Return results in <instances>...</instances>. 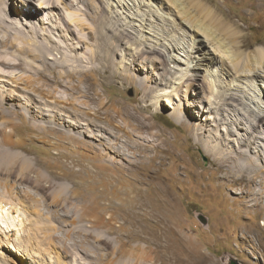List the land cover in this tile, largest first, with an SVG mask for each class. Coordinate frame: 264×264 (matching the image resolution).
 Returning <instances> with one entry per match:
<instances>
[{
	"label": "rangeland",
	"instance_id": "obj_1",
	"mask_svg": "<svg viewBox=\"0 0 264 264\" xmlns=\"http://www.w3.org/2000/svg\"><path fill=\"white\" fill-rule=\"evenodd\" d=\"M45 1L47 0H25L24 2H21V0H1L0 2V7L4 10L0 12V40L13 42V44L8 43V45L4 42V45H0V53L8 51L9 53L7 52V54L10 59L13 58L11 61L9 59L12 63H18L20 61L18 57L20 58V56H24L27 60L26 62L23 60L21 65L17 66L19 70L12 65L9 66L8 64L0 63V67H3L5 71V73L0 74V100H4L7 92H16L17 88L14 87L15 85H11L8 82L11 76L10 73L12 70H16L13 77L19 78L22 76L21 74H24L23 77L26 80L23 79L24 85L29 81L32 85L41 86L48 91L53 90L54 95L62 96V98L65 96L66 100L70 98V100H73L71 101L73 103L76 99V102H79L81 99L84 103L88 102L89 107L83 106L82 108L84 112L89 109H97V103H104L105 110L111 108L110 112L113 114L116 124H119V121H121L119 115H125L127 111L135 114L137 117H143L147 120L149 126H151L148 130L146 129L141 133L140 136H143V139H139V142L144 145L147 143L146 140L155 139L153 134L159 135V143L165 141V153L162 155L164 157L166 156L167 159L164 160L163 165L159 168L160 172H158V177L161 176L164 188L176 197L177 207L171 209V212L162 211V209L160 211L162 217L167 216L171 219L172 227L170 230H163L164 235L160 239L163 244L158 251L155 242L158 240L162 228L155 226V220L152 218H145L143 221L144 224H148L145 227L146 232H142L140 228L129 225L127 229L117 232L114 231L113 233V231L105 227L103 229L91 227L87 221H81L79 219L80 213H77L79 215L75 214L73 216V214H70L66 218L63 217L62 220L64 222L62 224H60V221H56L54 224L55 230H51L53 236L50 233L49 235L51 236L48 235L45 242L43 241L45 236L40 238V241L36 240L37 245L43 241L42 247L49 250L46 251L44 249L45 251L42 253L45 256L41 257L39 255L37 256L34 252L35 261L38 262L34 264H61V262L62 264H89V262L90 264H104L105 262L106 264H123L125 262L127 264H201L202 260L204 261L203 264H264V208L250 207L251 205H249L248 207L250 208L245 209V201L243 206L239 203L236 205V202L240 201V189L244 185L236 186L231 190L229 185L222 184L218 179L217 171L220 165L194 141L187 126L184 123L178 122L170 115L174 111V106L176 108L181 103L186 104V106L187 104L193 103L196 110L195 118L192 113H189L188 106L187 110H185L187 114L193 119H196V123L205 124L204 128L208 124L210 125V117H212L211 126H209L208 130H213L215 126L212 123L221 121L216 115V110L215 112L210 110L209 103L202 98L203 95L198 96L194 92L186 93L185 87L179 91L180 95L178 99L174 95L172 96V102L175 105L168 104L164 100H161L155 105V94H158L159 91L164 92L166 90V87L158 85V82L160 81V77L165 73L167 59L163 55L156 53L141 54V57L135 56L138 55L136 49L141 50L142 48L141 40L136 36L140 38L143 36L145 40L148 38L149 43H155V41H158L159 44L165 43L166 48L179 45L181 48L189 46L192 49V44L194 43L193 45L197 48L193 51L196 52L193 53L194 55H198L199 58H204L203 55L213 56L212 58H215L213 64H210L208 63L209 59L205 57L204 63L209 64L207 71L214 72L213 77H215L216 84L220 85L218 87L221 91H224L225 85L234 77L221 75V70L225 68L232 74L231 69L228 67L230 66L228 65L229 61H227V57H224L220 51L216 50L203 33H201L202 35L197 33L199 30H196L195 23L203 19L204 25L207 24V28L213 29L216 32H219L218 30L221 31V19L224 20V24H237L239 29H235L236 26H234L233 30L240 31L244 35L243 41L245 46L242 50L245 53H253L257 48L264 47V0H176V2L178 1L176 4L175 0H67L66 2L69 6L74 1V4L77 6L76 10H74L76 12L78 10L81 17L85 18L86 25L83 37L86 38L88 44L76 53L78 58L83 60L82 65L78 69L84 71V73L90 70V68L100 66L99 60H95L94 64H88L87 62L91 53L100 51V48L102 51V48L105 46L103 45L104 39L98 38V23H94V20H96L95 22L100 21L103 15V13L99 12L100 8L98 7L104 4L102 2L113 4V11L111 13L109 11L105 13L110 20L112 30L104 32V35L110 38L109 45L114 50L111 54L112 67L107 71L102 68L99 73L96 72L94 75H90L92 78L90 79V83H86L87 85L82 87V90L88 95L86 98L81 97L83 94H73L66 87H47L45 85L46 76L42 71L44 69L43 61H37L32 56H25L19 53V50L23 49V46L25 48H31L30 51H34L35 44L48 45L51 49L47 56H50L53 60L60 59L62 56L57 51L56 44L61 46V51L64 53H70L68 47L71 40L69 38H74V32L72 30H68L67 32L63 24L64 22H62V19L66 21L69 18L64 13L62 7L54 10L40 8L39 5ZM30 2L37 12H34L33 9L34 13H31L30 9L32 8H29L28 5ZM86 5L91 7L87 9ZM110 10L112 9L110 8ZM96 11L100 14L98 15ZM186 11L190 15H195L197 19L187 18L185 20L186 18L183 17L185 15L182 13H187ZM55 12H61V15L56 17ZM21 13L27 16V18L21 16ZM128 13L129 16H133L135 19L127 18ZM6 15L7 18L9 17V20L14 22L13 26L11 23H3L1 21V18H4ZM226 16L231 18V21L233 19V21L228 23ZM128 22H132L135 25V29H130L134 34H130L129 37L122 33V26L125 28ZM57 26L61 28H56ZM183 28L185 31H183ZM35 32H39V35L36 36L34 34ZM116 33L124 35V38L116 36ZM9 35L10 40L8 39ZM78 40L77 31V33L75 32L74 42L77 43ZM159 48L162 51H166V48L162 46H159ZM184 50H187V48ZM222 57L225 58V62L221 64ZM134 58L138 59L135 64L133 63ZM53 60L49 61L52 62ZM73 63V57H69L68 66L70 68L75 66ZM134 66L140 67L141 69L139 68L140 70L136 71L134 70ZM38 72H41V74H38ZM200 74L205 75L206 73L204 71ZM1 75L5 77L1 78ZM25 75H27V78ZM203 75L199 81L200 85H204L205 77ZM168 77L171 78V75H168ZM244 77L246 78V76ZM244 77L239 79L234 78L235 81H233V84L239 85L240 79L247 82L248 80L246 81ZM243 81L239 85L240 89L246 87V83L244 84ZM263 81L264 78L262 79L261 77V81L259 80L257 82L258 89H255V94L258 99L260 97L259 94L264 91ZM2 84H4L5 89ZM24 85L20 87L23 88ZM251 88L254 90L253 86ZM167 89L175 94L172 91V87ZM24 92L22 94H26L25 97H28L29 94L26 93L27 91ZM37 94L39 93L35 95L34 92L33 95L42 97V95ZM33 95L31 93V96ZM41 97H39V103ZM25 99L22 98V101L5 99L7 101L5 104L0 103V144L4 141L2 139L4 137L7 138L9 136L8 134H10L12 137L11 142L19 145H16L15 148L9 151L12 156L10 162L12 165H15L8 167V169L11 168L9 170L0 168V180L10 181L12 191H18L22 195L32 197L39 203V208L42 210L39 214L36 212L37 215L35 214L34 218L40 219V221L45 220L42 222H49L51 220L47 216L50 215V210H59L58 212L64 215V208L73 207L72 204L63 205L53 203V205L52 198L61 192L63 193H61L62 195L69 194L71 192L70 190L73 189V181H77L75 174L77 175L80 170L89 169L93 172H98L102 177H118L122 174L119 169L122 167L125 170L136 172L140 178L146 180L156 172L161 155L155 159L153 164L150 165L146 161L140 168L133 166V169H130L129 162L121 159L117 160L119 164L116 165L111 162L107 163L106 161L104 163L86 161L77 156L67 155L68 151L73 152L75 148L72 149L67 145L68 142L61 140L58 134L37 129L34 126L36 121L31 122L24 118V116L28 117L27 108L30 109L34 104L35 106H42V103L41 105L39 103L36 104V102L30 103V98ZM259 100L261 101V99ZM71 102L63 103V105H66L65 108L70 105L69 108H71L73 107ZM112 103L114 104L112 105ZM122 106L125 107L121 110L122 113L115 114L113 112L116 110L115 107L119 109ZM65 108L63 107V109ZM105 110L100 115L104 122L107 116ZM16 112L19 113V116ZM208 117L209 120L207 119ZM42 122L44 123V120L40 121V124ZM243 127L245 126L243 125ZM234 132L235 136L233 138L236 140L241 134L245 133V130L238 127L234 129ZM259 136L264 138V134L262 133H259ZM133 138L136 139V137ZM84 139L87 144L90 143L88 144L89 146L91 145L96 150L99 148H96L98 146L96 141L92 142L89 138ZM17 140L19 141L18 143ZM78 144L79 142L73 145H77L76 147H78ZM91 152H88V154L91 155ZM59 153L62 155L61 158H59ZM93 154L91 157L95 156V153ZM50 161L65 163L64 166L66 165V168H64V171L67 172L66 175L68 177L57 181L51 178V181L50 176H47L49 175V169L46 165V162ZM40 175L43 176L40 177ZM64 185L67 186L66 189ZM38 187H40V190L37 189ZM3 190L4 188L2 189L0 186V194H4ZM156 192L154 193V190L150 189L147 192L149 193L148 197L156 199ZM21 199L27 203L29 210L33 212L32 210L34 208L30 199L25 196L21 197ZM44 199H47L46 204L48 205L45 204ZM77 208L82 209L83 206L78 205ZM110 215L111 212L104 214L107 220L110 219ZM123 215L122 213L115 212V216L119 218V221L113 225L116 229L123 224ZM83 225H86L84 229H82ZM77 227H79L78 231L76 229ZM56 228H59V230L57 231ZM28 229L30 231L28 238L26 237L27 228H23L21 233L25 237V242L21 241V248L19 247L20 255L14 252L15 257L17 256L20 262H26L27 264L30 262H27L28 260L26 261L27 258L24 253H28L30 251L29 249L32 248L31 246L34 243L31 237L35 233L31 229V226H28ZM66 232L69 234L67 235ZM40 233L38 231V235ZM132 235H135L136 238ZM39 236H42V234ZM105 238L107 240L109 239L110 244L104 241ZM51 239L52 241H50ZM77 239L81 245H78L79 242ZM65 241H67V245H65ZM75 243H77L76 246ZM82 246L90 248V254H85ZM138 246H142V248L138 250ZM146 250L149 252H146ZM94 253L98 256L95 257L96 255ZM101 255L104 257L100 258Z\"/></svg>",
	"mask_w": 264,
	"mask_h": 264
},
{
	"label": "bare ground",
	"instance_id": "obj_2",
	"mask_svg": "<svg viewBox=\"0 0 264 264\" xmlns=\"http://www.w3.org/2000/svg\"><path fill=\"white\" fill-rule=\"evenodd\" d=\"M24 1L25 0H21V2ZM66 1L67 0H54V1L47 0L45 2H42L39 6L42 9L47 8L50 10L51 9L54 10L59 7H62L64 9V13H66L67 17L69 18L66 21L62 19V22H64L63 23L64 27L66 28L67 32L68 30L70 31L72 30V32H74V38L72 39L69 38L71 41L70 44L68 43L69 44L68 50L70 51V53L66 54L63 51H61V46L57 44H56V49L59 52V54H62L61 58L57 60H53L50 56H47L51 48L46 44H35L34 49L36 50V52H34L35 51L34 49H32L34 51H30L31 48L30 49L25 48V46L22 45L23 49L19 50V53L25 56H32L34 60L43 61L44 69H42V71L43 74L46 76L45 85L47 87H52V88L54 86H58L60 88L66 87V89L71 90L73 94L76 93L77 94L79 93L80 95L83 94L81 97L86 98L88 95L86 94V92L82 90L83 89L82 87L87 85L86 83H90V79H92L90 75H94L96 72L99 73V71L102 70V68L105 71H107L110 70L112 67L111 54L113 53L114 50L109 45L110 38L108 36H105L104 32L112 30L110 20L105 13H107L108 11L111 13L113 11V4L102 2L104 4L98 7L100 8L99 12L103 13L102 15L103 17L101 16V20L98 22H95L96 20H94V23H98L97 24L99 29L98 38L104 39L103 45L105 46L102 48V51L100 48V51H95L94 53H91V55H89L88 58V62H87L88 64H94L95 60L97 61L99 60L100 66L97 68H90V70H87L84 73V71L78 69L82 65L83 60L78 58L76 53L82 50L84 46L88 44L86 38L83 37L85 25H86L84 21L85 18L81 17L80 12L78 10L77 12L75 11L77 6L76 4H74V1L71 6H69ZM170 2L172 3V1ZM177 2L175 0V4ZM28 5L29 8H32L30 9L31 13L37 12V10H35V7L32 6L33 4L31 2L28 3ZM89 7L91 6L86 5L87 9H89ZM110 8L112 10H110ZM2 11L4 10L0 7V12ZM99 12L96 11L98 15L100 14ZM60 13L61 12H57L56 17L61 15ZM212 13L214 12L212 11ZM182 14L185 15L183 16L186 18V19L184 18L185 20H187V18L197 19L195 15L193 14L190 15L188 12L187 13L183 12ZM182 14L180 15L182 16ZM21 16L24 15L21 13ZM5 17L1 18V21L3 23H11L13 26L14 22L9 20V17L7 18V15ZM24 17L27 18V16ZM127 18L135 19V17L129 16V13ZM227 19H228V23H231L233 21V19L231 21V18L229 17H227ZM182 21L185 22L184 20ZM223 21L224 20L221 19L222 25H221V31L218 30L219 32L207 28L206 27L207 24L204 25L203 19L200 22L195 23V28L196 30L197 29L199 30L197 32L198 34L200 33V35H202L201 33H203V35L207 37L208 41L216 48V50L220 51L221 54L224 55V57H227L226 58L227 61H229L228 65L230 66L228 67L231 69L230 71H232V74L231 72L229 73L225 68L221 70L222 73L221 75L227 77L230 76L231 77L234 76V77L231 78L232 80L229 81L227 85H225L226 87L224 91H221L220 88L218 87L220 85L216 84L215 77H213L214 72L211 73L207 71V67L209 65L208 63L213 64L215 58H212L213 56L209 57L203 55L204 58L207 57L209 59L208 63H204L205 62L204 58L202 57L199 58L198 55L196 56L193 54L196 53L193 51L197 49L196 46L193 45L194 43L192 44V49H190L189 46L181 48L179 47V45H173L172 48L170 47L166 48V46L164 45L165 43L159 44L158 41L157 42L155 41V43H149L148 38H146L145 40L143 36H141V38L136 36L139 40H141L142 48L141 50H138V48L136 49L137 50L136 53L138 55L135 56L141 57V54L156 53L163 55L167 59L166 60L167 64H165L166 65L165 73L163 74L162 77H160L159 82L156 80V82H158V85L160 86L162 85L166 87V90L164 92L159 91L158 94L157 93L155 94L154 96L155 105H157L161 100H164L168 104L175 105V103L172 102V96L174 95L176 99H178L180 95L179 91L183 90V87H185L186 93L194 92L198 96L203 95L202 98L204 101L206 100L209 103L210 110H212V112H215L216 110V115L220 118L221 121L220 122L214 121L215 123H212L213 126H215L213 130H208L209 126H211L212 117H210V125L208 124V126H205L206 128H204L205 124L196 123L197 122L196 119H193L191 116L187 114L185 110H187V106H188L189 113H192L195 118L196 110H195V105L193 103L187 104V106L186 104L181 103L176 108L174 106V111L171 112L170 115L178 122L182 124L184 123L187 126V128L190 130V134H192L194 141L197 144H199L206 153H209L213 157V159L218 163V165H220V168L216 170L218 171V179L222 182V184L229 185L231 190H233V188H235L236 186L244 185V187H241L240 189V195H239L240 201H237L236 205H238L239 203L241 204V206H243L245 201V205H244L245 209H248L252 206L264 208V138L259 136V133L264 134V93H263L264 91H262L259 94L260 95L259 99H261V101L258 99V97L255 94V89L256 90L258 89L257 82L259 80L261 81V77L262 79L264 78L263 75L264 47L257 49L255 48L256 50H254L253 53L251 52L245 53L242 50V48L245 46V43L243 41L244 35L240 31L233 30L234 26H236L235 29H239V26L235 23L224 24L225 22L223 23ZM73 26L75 29L73 28ZM122 27H123L122 33L124 35H127L129 37L130 34H134L130 30V29H135V25H133L132 22H128V25L126 24L125 28L124 26ZM56 28H61V27L57 26ZM77 31H78L79 40L76 43L74 42V40H75V32L77 33ZM183 31H185V29ZM34 34L37 36L39 35V32H35ZM124 35H120L116 33V36H120V38L121 37L124 38ZM8 39L10 40V35ZM4 42L7 45L8 43L13 44V42L10 41L0 40V45H4L5 44ZM159 46L166 48V51H162V49H160ZM6 48L8 47L6 46ZM186 48L187 50H184ZM7 52L8 51L0 53L1 64L2 63L8 64L9 66L12 65L14 66V68L19 70L17 66H20L23 60L24 62L27 61L24 56L23 57L20 56V58L18 57V60H20L18 63H12L10 61L13 60V58L10 59ZM69 57H73L74 59L73 65L75 66H72V68L68 66ZM49 60H53V61L51 62ZM136 61H138V59L134 58L133 63L135 64ZM222 62H225V58L223 57L221 59V64ZM139 68L140 67L134 66V70L136 71H139L141 69ZM15 71L16 70H12V72L10 73L11 76L8 82H10L11 85H15L14 87H16L17 90L15 88L16 92L15 91L12 93L7 92L6 95L4 96V100L2 101L0 100V103L5 104L7 102L5 101V99L12 101H14V99H17L18 101L20 100L22 101V98L24 99L30 98L29 100L30 103L36 102L37 104L39 103V97L41 96H34L33 95L34 92L35 95L36 93L42 95L39 103L40 105L42 103V106H35L34 104V106H31L30 109L27 108L28 117L24 116V118L31 122L32 121L38 122L37 124L36 122L34 124V126L37 129L41 131L46 130V132L49 131L56 133L60 136L61 140H63L64 142L67 141L68 142L67 145H69L72 149L75 148L73 149L74 150L73 152L68 151L67 155L77 156L81 159H85L86 161H92L96 163L97 162L104 163L106 161L107 163L111 162L116 165L119 164V162L117 163V160L121 159L129 162L128 164L131 167L130 169H133L132 168L133 166H137V168H140V166L144 165L146 161L149 162L148 164L151 165L153 164L155 159L159 157V155L161 156L159 159L160 162L156 168V172H154V174L151 175L147 180L144 178H140L136 172H133L132 170H125L122 167L119 168L122 174L118 177H111V176L102 177L98 172H93L89 169L80 170L77 173V175L75 174L77 181H73L72 183L73 189L70 190L71 192L69 194L65 193L66 195H62L63 193L61 192L62 194L60 193L59 195L57 194L54 197L52 196L53 197L52 204L53 203L63 204V205L72 204L73 207L64 208V212H65L64 215H61L60 212H58L59 210L58 211L50 210L49 212L50 215L47 216L51 220L49 222H42L45 220L40 221V219L34 218L36 212L37 214H39L42 210L39 208V203L34 198L29 196L27 197L26 195H22L18 191H12V184L10 183V181L0 180V186L2 187V189L4 188L3 190L4 194L2 193L0 194V264H27L26 262L23 263L22 261L21 263L18 260L17 256L15 257L14 252L20 255L19 250L21 248L20 246L22 245L21 241L25 242V237L24 235L22 236L21 233L23 228H27V234L26 232L24 233L28 238V235L30 234L28 226H31V229L35 231L33 237H31L32 235L30 236L34 244L32 246L30 245L32 248L29 249L30 251L28 250L29 251L28 253H24V254L25 257L27 258L26 261L28 260L27 262H30L28 264H34L36 262L34 257V252L36 253L37 256L38 255L40 257L45 256V254L42 252H44L46 248L42 247V242L43 241L45 242L46 238L51 233V230L54 229L55 222L60 221V224H62V222H64L62 220L63 217L66 218V216H69L70 214H73L74 216L77 213H80L79 219L83 222L87 221L88 224L91 225V227L100 228V229L101 228L103 229V227H105L108 228L110 231H113V233L114 231L117 232L120 230L122 231L124 229H127L129 225L140 228L142 232H146L145 227L148 226V224H144L143 221L145 218H152L155 220L154 225L162 228V232L161 234H159L158 240L155 242L156 246L158 247L157 248L158 251L163 244L160 240L164 235L163 230L167 231L170 230V228L172 227L171 219L168 218L167 216L162 217L160 211L162 209V211L164 210L167 212H171V209H175L177 207L176 197L174 196V194L170 193L164 188V186L162 185L163 182L161 176L158 177V172H160L159 168L163 165L164 160L167 159L166 156L164 157L162 155L163 153H165L164 152L166 147L165 141L159 143L160 140L159 135L153 134L154 136L153 135L152 136L155 139L146 140L147 143L143 145L141 142H139V139H143V136L140 135L146 129L148 130L151 126V125L149 126L147 120H145L143 117H137L135 116V114H132L131 112L127 111L125 114L126 116L119 115L121 121H119L120 122L119 124H116L115 118H113V114H111L110 112L111 108L105 110L106 107L104 103H97L96 105L97 109L96 108L95 110L91 109L92 111L89 109L84 112V110L82 109L83 106L89 107V103L86 102L87 100L85 101L86 103H84L82 99L79 102H76L77 101L76 99V101H74L73 103L71 102L73 100H70V98L66 100L65 96L64 98H62V96L60 97L58 95H54L53 94L54 92H52L53 90L48 91L47 89H43V87L41 86L32 85L29 81L27 82L26 85H24L23 84V81L25 80V78L23 77L24 74H21L22 76H20L19 78L13 77ZM204 71L206 74L205 75L202 74V75L203 77H205L204 78L205 81H204V85L201 84L202 85L201 86L199 81L202 78V75L200 73H203ZM3 72L5 73L4 68L0 67V74ZM38 74H41V72H38ZM168 75H171V78H169ZM219 76L217 77L219 78ZM244 76H246V78ZM3 77L5 76H2L1 78ZM25 77L27 78V75H25ZM241 77H244L246 81L248 80L247 82H245L242 79H240L239 85H241V81H243L244 84L246 83V87L242 88L241 86L242 89L239 88V85L235 83L233 84V81H235L234 78L239 79ZM2 85L4 88V84ZM21 85H24L23 88L20 87ZM251 86L254 87V90L251 88ZM169 87H172V91H174L175 94H173V92L167 89ZM24 91H27L26 93L29 94L28 97L27 96L25 97L26 94L24 95L22 94L25 93ZM31 93L33 96H31ZM66 102H71L72 103L71 105H73V107L69 108L70 107L69 105V107H66L67 108L66 109L65 108L66 105H63V103ZM113 104L114 103H112V105ZM63 107L65 109H63ZM123 108L125 107L122 106L119 109L115 107L116 110H114L113 108L114 111L113 110L111 111H113L115 114L117 113L120 114L122 113L121 110H123ZM103 110H105L107 114L105 122L100 117ZM16 114L19 116L18 112H16ZM207 119L209 120V117ZM43 120L44 123L42 122V124H40V121ZM243 125L245 127H243ZM238 127L245 130V133L241 134V136L235 140L233 138V136H235L234 129ZM8 135L9 136L7 138L4 137L2 139L4 141L3 143L0 144V168L3 169H8V167H13V165H15V164L12 165V163L10 162L12 156L9 151L10 149H13L16 147V145H18V144H14V142L12 143L11 142L12 137L10 134ZM133 137H136V139ZM84 138H89L92 140V142L96 141L98 145L96 148L99 147L100 149L98 148L96 150L94 147H91V145L89 146L88 144L90 143L87 144ZM18 142L19 141L17 140V143ZM21 142L23 141L21 140ZM77 142H79L78 147H76L77 145L76 146L73 145L75 143L77 144ZM244 148L246 149L244 150ZM88 152H91V155L95 153V156L91 157V155L88 154ZM61 156L62 155H60L59 158H61ZM37 162L39 161L37 160ZM64 164L65 163L62 164L54 161L46 162V165L49 169L48 170L49 175L47 176L48 177L50 176L49 177L50 180L52 178L53 180L57 181L64 178L66 179L68 177L66 175L67 172L64 171V168H66V165L64 166ZM41 176L43 175H40V177ZM39 179L41 180V178ZM64 187L65 189L67 188V186L65 185ZM37 189L40 190V187H38ZM150 189H153L154 193L157 191L156 199L148 197L149 193L147 192ZM60 191L62 190L60 189ZM23 196L30 199V201L32 202L34 208L32 210L33 212L29 210V206H27V203L21 199V197ZM46 200L47 199H44L45 204H46ZM78 205H82L83 208L78 209L77 208ZM249 205L251 206L248 207ZM106 212H111L110 219L108 220L104 216ZM115 212L124 214L122 217L123 224H121V226L118 227V229H116V227L113 226L115 225V222L119 221V218L115 216ZM79 223L81 222L79 221ZM85 226L86 225H83L82 229H84ZM78 228L79 227L76 228L77 231L79 230ZM56 229L57 231L59 230V228ZM38 231L41 232L39 235L42 234V236L38 235ZM68 234L69 233H67V235ZM132 236L134 237L135 235ZM43 237L44 240L41 243L38 242L41 244V246L40 244L37 245L36 240L40 241V238ZM50 241H52V239ZM104 241L110 244L109 239L107 240L105 238ZM66 242L67 241H65V245H67ZM76 244L77 243H75V246ZM79 244L81 245L80 242L78 243V245ZM82 247H83L82 250L85 254H90V248H85L84 246ZM141 248L142 246H138V250H140ZM146 252L149 251L146 250ZM97 256L98 255H96L95 257ZM103 257L104 256L101 255L100 258ZM203 263L204 261L202 260L201 264ZM104 264H106V262ZM123 264H127V263L125 262Z\"/></svg>",
	"mask_w": 264,
	"mask_h": 264
}]
</instances>
